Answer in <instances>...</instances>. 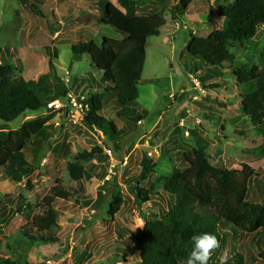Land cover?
<instances>
[{
    "label": "rangeland",
    "instance_id": "1",
    "mask_svg": "<svg viewBox=\"0 0 264 264\" xmlns=\"http://www.w3.org/2000/svg\"><path fill=\"white\" fill-rule=\"evenodd\" d=\"M108 1L118 4L117 0ZM137 1L148 11L163 14L166 26L158 36L148 39L139 97L128 108L131 116L145 111L142 122L128 125L109 105L104 111L118 129L125 130L117 150L102 131L87 126V109L79 101L90 92L103 91L102 71L89 54L75 59L71 50L73 44L91 39L101 44L106 36L122 38L111 26L97 23V3L46 0L43 17L29 12L20 0H0V61L13 63L17 74L26 80H37L49 72L46 47H52L57 52L58 73L71 80L72 89L70 102L64 107L47 106L9 123L0 120V264L6 260L139 264L133 236L144 226L145 216L155 219L172 204L174 199L164 191L161 176L187 168L184 153L197 147V139L206 146L213 163H223L231 170L247 164L259 172L262 178L248 181L249 200L264 202V127L244 114L234 74L236 68L248 64L264 72V24L251 42L234 48L235 68L227 63L193 73L190 68L194 70L199 61L187 57L191 33L208 36L221 29L224 18L218 4L235 0ZM209 68L213 76H207ZM52 115L49 141L41 143L40 150L35 149L32 139L25 149L35 172L21 182L6 175L7 159L2 152L13 146L24 123ZM95 147L103 152L100 159L83 165L74 162L75 155ZM146 155L157 167L146 184L151 201L139 205L131 182L141 173ZM57 180L76 193L69 201L55 204L60 214L55 232L59 242L41 245L21 240L22 232L32 229L33 216L40 211L37 205ZM118 192L125 203L112 216L109 211ZM261 231L256 235L226 233L222 247L208 264L211 260L223 263L236 253L243 254L246 264H262L257 241L264 228Z\"/></svg>",
    "mask_w": 264,
    "mask_h": 264
},
{
    "label": "trees",
    "instance_id": "2",
    "mask_svg": "<svg viewBox=\"0 0 264 264\" xmlns=\"http://www.w3.org/2000/svg\"><path fill=\"white\" fill-rule=\"evenodd\" d=\"M32 14L45 17L43 7L46 0H20ZM99 8L97 23L109 25L119 32L121 39L104 37L101 44L93 39L73 44L71 50L75 59L89 54L92 63L102 71L100 84L102 92H90L80 100L85 107L87 126L97 128L113 141V147L120 149L122 136L114 121L104 116L109 105L117 117L129 123L142 122L146 112L137 116L129 114V106L135 105L139 97V82L142 79L147 58L149 37L158 36L166 26L163 14L148 11L137 0H91ZM219 14L224 18L221 29L208 36L191 33L187 44V57L197 59L198 64L190 71L202 72L206 67L234 64L233 51L246 42H251L264 24V0H235L218 4ZM50 56L49 72L37 80H26L18 75L17 67L10 62L0 61V120L9 123L29 112H39L56 100L68 104L71 98V80L63 78L57 70V52L47 46ZM55 55V56H54ZM209 68L207 76H213ZM226 73L221 71V74ZM238 93L242 99L244 114L256 124L264 127V72L255 64L236 68ZM218 86L219 84H214ZM70 97V98H69ZM53 117L29 120L16 136L13 146L2 152L7 159L6 175L21 182L35 172L36 166L29 161L25 149L34 139L35 149H42L41 143L48 142L51 133L49 121ZM131 132L132 129H129ZM264 132V128H263ZM197 139V147L184 153L187 168L175 170L161 176L162 187L173 197V202L162 215L155 219L144 217V226L134 234L133 250L139 252V264H187L192 250V237L212 233L220 240L222 247L226 233L258 234L264 228V202L249 200L248 181L262 176L247 164L241 169H229L223 163L215 164L205 145ZM102 150L95 147L91 152L77 154L74 162L83 165L102 157ZM157 163L148 155L142 161V171L131 185L139 205L151 201L149 177L155 173ZM264 180V179H263ZM73 189L57 180L37 205L40 211L34 214L32 229L23 231L21 240L31 244L50 245L59 242L55 233L60 218L55 204L58 200L69 201L75 197ZM114 205L109 214L114 215L125 203L119 192L114 195ZM260 244L259 259L264 264V233L257 239ZM211 256V257H212ZM4 264H34L6 260ZM246 264L241 253H236L223 263Z\"/></svg>",
    "mask_w": 264,
    "mask_h": 264
},
{
    "label": "clouds",
    "instance_id": "3",
    "mask_svg": "<svg viewBox=\"0 0 264 264\" xmlns=\"http://www.w3.org/2000/svg\"><path fill=\"white\" fill-rule=\"evenodd\" d=\"M192 242L187 264H208L213 252L220 247V240L212 233L194 235Z\"/></svg>",
    "mask_w": 264,
    "mask_h": 264
},
{
    "label": "built area",
    "instance_id": "4",
    "mask_svg": "<svg viewBox=\"0 0 264 264\" xmlns=\"http://www.w3.org/2000/svg\"><path fill=\"white\" fill-rule=\"evenodd\" d=\"M68 81V80H67ZM63 106L64 107V104H63V102L61 101V100H56V101H54L53 103H51L49 106L50 107H54V106H56L57 108H59L60 106ZM62 109V108H61ZM60 110V109H59Z\"/></svg>",
    "mask_w": 264,
    "mask_h": 264
}]
</instances>
